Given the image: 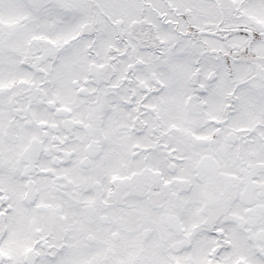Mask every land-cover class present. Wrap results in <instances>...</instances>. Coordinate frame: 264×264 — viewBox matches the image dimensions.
I'll return each mask as SVG.
<instances>
[{"label": "snow or ice", "instance_id": "6c2138e0", "mask_svg": "<svg viewBox=\"0 0 264 264\" xmlns=\"http://www.w3.org/2000/svg\"><path fill=\"white\" fill-rule=\"evenodd\" d=\"M0 264H264V0H0Z\"/></svg>", "mask_w": 264, "mask_h": 264}]
</instances>
